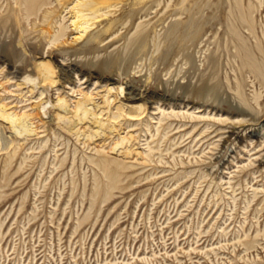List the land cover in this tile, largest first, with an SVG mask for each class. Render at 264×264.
<instances>
[{"label":"rangeland","instance_id":"rangeland-1","mask_svg":"<svg viewBox=\"0 0 264 264\" xmlns=\"http://www.w3.org/2000/svg\"><path fill=\"white\" fill-rule=\"evenodd\" d=\"M13 1L0 0V103L38 136L0 120V264H264V192L244 204L264 188V0H111L81 39L72 1L16 21ZM44 20L68 27L62 41ZM82 102L91 116L72 120ZM91 159L126 166L112 164L108 199Z\"/></svg>","mask_w":264,"mask_h":264},{"label":"bare ground","instance_id":"bare-ground-1","mask_svg":"<svg viewBox=\"0 0 264 264\" xmlns=\"http://www.w3.org/2000/svg\"><path fill=\"white\" fill-rule=\"evenodd\" d=\"M67 1H72L71 2V5H72V7H71V10H72V23L71 24L74 26L75 30H77V32L79 34L78 39L83 38L84 35H86L87 33H89V31L92 30V26L94 25L93 24V21L94 20H97L99 18H104L108 14H110V12L112 11V10L110 12L109 11H106L107 9H109V8L112 7V5L110 4V1L111 0H56V3H58L60 5V7H63L64 11H66L69 8V6H70V5L67 4ZM54 2L55 1H52V0H14L13 1V3H14L13 4V8L11 7L12 8V14H13L12 16L15 17L14 20L16 18H17V20H18V18L21 19L22 17H24V15H27V16H25L27 18L28 16H31L33 14L36 15L39 11H41V8H43L44 6L45 7L46 6H52L54 4ZM114 5L116 6V4H114ZM48 14H49V12H48ZM38 15H39V13L37 14V16ZM44 15H46V14H44ZM47 16L49 17V15H47ZM29 18H27V20ZM44 18H45V16H44ZM53 20H55V18ZM53 20H51V21H53ZM62 21L64 22L65 21V18H63ZM62 21L61 20H56V22H54V24L52 22H49L50 24L47 25L46 21L44 20V23L46 24L45 26L47 27V30L45 31V29H44V31L46 33H48L49 34V37H50V39H46V40H50L49 45L50 44H53V43H57L60 40L62 41V38L65 36L66 30H67L68 27H66V25H64L63 23H61ZM57 24H58V29L56 28L55 30L54 29L52 30L51 27L53 25L55 26ZM42 33L44 34V32H42ZM78 39H76L75 41H77ZM94 41L96 43L97 42V39H94ZM88 46H90V45H88ZM38 67H39V72H40L39 75H41L42 80H43L42 82H44V83L48 82L50 84H55V80H54L55 67L53 66V64L51 63V61H41L39 63V66ZM256 72L259 73L260 76L261 75L264 76V69H263V67L257 65ZM85 101L88 102V101H91V99L86 98ZM4 103H5V101L2 102V103H0V120L7 121L9 123V125H11V129H13V131H16V133H18L19 135H22L23 133H27L29 136H31V134L35 133L38 136L37 129L35 127L33 128V123H31V120H32L31 119L32 118L31 115L26 114V112H24L23 114L21 113L22 114L21 116H17L14 113H11L10 114V113H8L7 107H6V105H4ZM85 103L82 102L80 104H76L75 109H74V112L70 114V118L72 120H74V119H78V120H82L83 119L84 120V119L89 118L91 116V114L89 113V111H87L85 109V107H84L85 106ZM137 110L141 111V110H143V107L140 106ZM122 112H123V107L118 108L117 109V114L111 115V120H113V121L119 120L120 117H121ZM194 114L195 113H191V114H189V116H191L192 119H196V118L197 119H203L205 117L204 115L203 116H200V117H195ZM166 116H167V114H165V112L162 111V117L159 118V120H158V124L159 125L156 127V132H157L158 135H159V131H160V128H161L160 127L161 126V123L163 121H165ZM176 116H177V114H176ZM95 123H98L100 125L102 122L97 120ZM145 126H146L147 129H150L151 128L150 127V123L148 121H147V124ZM69 128H70L69 130H71V131L74 130V126L73 127L70 126ZM167 129H165V132L162 134V138H165L167 136V134H168V132H166ZM94 135L95 134H93L91 136L93 137ZM22 136H24V135H22ZM253 136H256V132L255 131H251L250 132V136L249 137H253ZM125 143H127L126 142V138L123 137L118 142H116V148L119 147V146H123ZM154 150L155 149H153V147H151L150 144H148V150L142 152V154L140 155L142 157L141 158L142 159V163L149 162L148 159H150V157L153 154V151ZM97 152L98 153H101V151L99 149L97 150ZM102 161H99V162H102ZM223 161H224V159L222 158V159H220L218 161V163H221ZM91 162H94V165L95 164H97L99 166L101 165V167L103 169L101 167H100V169H102V171L105 170L107 177L110 178L109 181H111V183H110V185L107 186L108 187V189H107L108 192L106 193V199H108L110 197V191L112 189L117 188L118 187L117 185H119L118 184L119 181H118V178H117L119 176L118 175V171L123 170V169H126V166H125V164L119 163V162H115L114 163L112 161H109V163H107L108 160H107V162L105 161L106 163L103 161L104 163H102V164L97 163L96 161H94L92 159H91ZM113 163L117 166L118 171L116 170V172H114L115 170L114 171L111 170V167H113L112 166ZM224 164H225V162H224ZM149 177L147 179H149ZM183 179H186V177L185 178L184 177L178 178L177 179V184L180 183ZM233 181L234 180L232 179V177H230L229 180L226 183L228 184V188L227 189H231V191L235 193V189H234L235 188V185H233ZM239 185L240 184H238V186ZM262 192H264V188H259V187L254 188L253 187V196H252V198L251 199L247 198L245 200V202H244L245 209H249V205ZM215 194H216V196H218L219 193L216 191ZM106 199H105V201H106ZM231 199H232L233 203H236V197L231 196ZM257 232L258 233H257L256 236L258 237L259 236V231H257ZM245 237L247 238L248 235L245 234ZM253 243H254V240H253ZM250 245H254V244H252V242L251 243H247L246 244L247 249H249ZM213 249L214 248H212L211 250H213ZM138 260L141 261L142 263L150 264L147 258H138ZM34 261H35V259H34ZM112 263L113 264H118V261H115V262H112ZM127 264H133V263L128 262Z\"/></svg>","mask_w":264,"mask_h":264}]
</instances>
